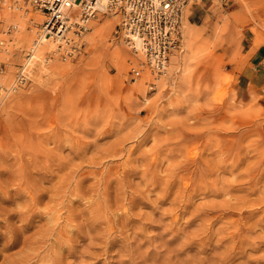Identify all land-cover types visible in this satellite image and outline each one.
<instances>
[{
    "label": "rangeland",
    "instance_id": "374dc122",
    "mask_svg": "<svg viewBox=\"0 0 264 264\" xmlns=\"http://www.w3.org/2000/svg\"><path fill=\"white\" fill-rule=\"evenodd\" d=\"M14 1H0V89L12 80L43 19L22 0V10L15 9ZM120 18L98 12L71 61L44 62L54 46L49 39L32 56L30 84L0 91V264H14L33 248L49 253L59 234L34 240L48 227L69 237L72 252L52 247L62 264H89L93 232L78 237L65 216L122 240L117 229L124 206L153 224L123 228L138 264H264V81L245 67L255 50L264 49V0H200L185 7L182 51L161 73L115 38ZM164 186L170 190L159 198ZM97 201L104 213L95 219ZM181 204L187 207L182 214ZM172 215L175 224L165 230ZM146 230L158 239L148 241ZM23 238L34 243L27 247ZM115 247L97 255L96 264L129 259ZM35 260L25 264L46 263Z\"/></svg>",
    "mask_w": 264,
    "mask_h": 264
},
{
    "label": "built area",
    "instance_id": "2783aa9c",
    "mask_svg": "<svg viewBox=\"0 0 264 264\" xmlns=\"http://www.w3.org/2000/svg\"><path fill=\"white\" fill-rule=\"evenodd\" d=\"M1 1V0H0ZM43 15L40 30L33 43L24 50L13 78L0 89L1 95L26 87L34 70L32 56L41 36L54 46L46 52L44 62L77 57L89 30V23L98 12L119 13L115 38L134 53L142 55L144 65L153 73H161L170 59L182 51L181 16L185 7L200 0H22ZM14 8L22 10L19 0ZM27 8V7H26ZM1 24V20H0ZM3 44V40H0Z\"/></svg>",
    "mask_w": 264,
    "mask_h": 264
},
{
    "label": "bare ground",
    "instance_id": "6f19581e",
    "mask_svg": "<svg viewBox=\"0 0 264 264\" xmlns=\"http://www.w3.org/2000/svg\"><path fill=\"white\" fill-rule=\"evenodd\" d=\"M48 42H49V37H41V39H40V41H39V44H37V46H36V49H35V51H34V53L33 54H35V53H37V54H40L41 52H42V50L45 48V47H47V44H48ZM34 63V62H33ZM32 63V64H33ZM31 64V63H30ZM30 74V73H29ZM51 132V131H50ZM59 135V134H58ZM54 136V135H53ZM58 138H59V136H58ZM249 174V173H248ZM185 188H182V189H180V191H181V194H180V192L178 193V194H180V197H182V198H184V196H185V190H184ZM169 190H170V187L169 186H164L163 188H162V194H161V197H159V198H163V196H165L168 192H169ZM150 191V189H146V192H149ZM132 192V191H131ZM133 192H139L140 194H142L144 191H142V190H134ZM119 193V192H118ZM145 194V193H144ZM148 195V194H147ZM159 196V195H158ZM179 198V197H178ZM94 199V198H93ZM92 199V200H93ZM156 199H158V197H156ZM135 200V198H134V193L132 194V195H129V202H133ZM182 202H183V199H180ZM56 201V200H55ZM160 201H161V199H160ZM179 201V200H178ZM184 201H185V199H184ZM186 202V201H185ZM55 203V202H54ZM53 203V204H54ZM57 203V202H56ZM99 202L97 201V203H96V205H95V207H94V209L92 210L94 213H93V216L95 217V219H97L98 217H99V215H101V213H104V209H103V205L101 204V203H99ZM181 203V202H180ZM93 204H95V202H93ZM102 206H101V205ZM104 204V203H103ZM124 205V204H123ZM55 206H57V205H55ZM92 206V205H91ZM151 206H153V205H151ZM58 207V206H57ZM57 207H56V209H57ZM122 207V206H121ZM154 207V206H153ZM54 209V208H53ZM106 209V208H105ZM151 209L153 210V208L151 207ZM173 209V208H172ZM186 209H187V207L185 206V205H183V204H181V205H179V212L182 214L183 212H185L186 211ZM252 209V208H251ZM55 210V209H54ZM75 210H77V209H75ZM107 211H108V209H106ZM129 211V209H127V207L125 208V206H124V208L121 210V213L118 215L119 217H121L122 218V220H121V223H120V225L118 226V228L119 229H117V230H119V234H121V239L122 240H116L115 238H110V234L108 233V234H100V232L98 231V227H97V225H95V224H93V223H86V224H84L83 226H75L76 224H72V218L70 217V216H68V215H66L65 216V218H64V221H65V223L66 224H71V225H73V229H71L70 227H67L66 229H71V232L72 231H74V232H76L77 233V236L79 237V236H84V234L83 233H85L86 235H87V233H90V232H93V235H91L90 237H86L88 240H89V243H88V245H89V250H91L92 252V254H93V257L95 258L92 262H90L89 264H96L97 263V261H98V258H97V255H104V254H106V256H107V254L108 253H110V251H112V249H113V247H115V245H118V247H120V249L121 248H123V249H121V251L123 252V250H126V252H127V254L129 255V259H125V258H122V259H120L119 261H117V262H119L120 264H138V263H136L135 262V260L133 261V257H131V253H136V251H133L132 252V249L131 248H129V245H127L126 244V242H124V239H127V232L125 233L126 235H123V233L125 232V230L127 229L126 228V226L127 225H133V223L134 222H136V221H140L142 224L141 225H144V226H146V228H148V227H153V224H152V222H150L151 220H149V217L147 216H145L144 217V215H143V218L140 216V217H138V218H136V217H134V216H131L130 215V212H128ZM140 211V210H139ZM252 211V210H251ZM253 212V211H252ZM90 213V212H89ZM88 213V214H89ZM108 213H109V211H108ZM169 213L170 212H168V215H169ZM250 213V212H249ZM147 214H149V213H147ZM149 215H151V214H149ZM171 215V214H170ZM177 215V214H176ZM117 216V215H116ZM47 217H50V215H48ZM109 217V216H108ZM114 217H115V214H114ZM152 217V216H151ZM20 218H21V220L22 221H24L25 223H28L29 222V218L27 217V216H25L24 214H22L21 216H20ZM52 218V217H51ZM55 218H57L58 219V217L56 216ZM89 218H91V217H89ZM171 219H170V222L168 223V224H166L165 226V230H168V231H171V224L175 221V219H176V217H174L173 215L170 217ZM103 219V218H102ZM89 220V219H88ZM92 220V219H91ZM109 220V218H107V220L106 221H108ZM111 220H113V219H111ZM110 220V221H111ZM149 220V221H148ZM153 220V219H152ZM157 220H159V218L157 219ZM262 220H264V219H262ZM52 221V220H51ZM63 221V222H64ZM154 221V220H153ZM261 221V220H260ZM57 222V221H56ZM94 222V221H93ZM99 222V221H98ZM113 222V221H112ZM140 222H139V224H140ZM161 222V221H160ZM177 222V221H176ZM237 222V221H236ZM236 222H235V224H236ZM242 222V221H241ZM253 222H255V221H253ZM154 223V222H153ZM183 223V222H182ZM209 223H210V221H209ZM208 223V224H209ZM233 223H234V221H233ZM262 223H264V222H262ZM107 224V223H106ZM105 224V225H106ZM110 224H111V222H110ZM162 224H163V222H162ZM173 224H175V223H173ZM242 224V223H241ZM259 224V223H258ZM261 224V223H260ZM44 225H46V224H44ZM48 225V224H47ZM58 225V224H57ZM61 225V224H60ZM102 225V224H101ZM100 225V223H99V226H101ZM160 225H161V223H160ZM160 225H159V228H160ZM243 225V224H242ZM256 225V224H255ZM262 225H264V224H262ZM25 226H27V225H25ZM29 226V225H28ZM62 226V225H61ZM106 226H110V225H106ZM105 226V228H107L108 229V227H106ZM148 226V227H147ZM162 226V225H161ZM237 226V225H236ZM261 226V225H260ZM114 227L115 226H113L112 224H111V226L109 227V229L110 230H112V229H114ZM129 227V226H128ZM181 227V226H180ZM208 227V226H207ZM238 227H239V225H238ZM247 227V226H246ZM46 228V227H45ZM101 228H102V226H101ZM123 228H125V230H123ZM182 228V227H181ZM221 228V227H220ZM237 228V227H236ZM240 228V227H239ZM238 228V229H239ZM249 228V227H248ZM57 229V228H56ZM54 227H48V229L47 230H43L42 229V231L41 232H39L40 233V239H39V237H38V239L36 238V237H34V240H36L37 242L38 241H42L43 240V238H44V236L45 235H47L48 233H51V234H53L52 232H54V234L55 235H57V234H59L61 237H62V239L61 240H57V238L55 237V239L53 240V241H51V244H49V242H47L50 246V251H49V253H45V254H43V255H40V253H38V251H37V248H33V250H32V253H28V251L25 253V255H23V256H21V254H20V252L18 253V255L20 254V256L21 257H19L18 259L19 260H17V262H15L14 264H25L26 262L28 263V261L30 260V259H32V258H35L36 260L35 261H43V262H46L47 264H62V262H61V259L62 258H60L59 256H58V253L56 252V251H54L53 249H52V247L53 248H57L58 247V249H59V247H62V246H66V249L68 250V251H71L72 252V245H70V244H68L67 243V240H69V237H67V233L65 232V231H63V230H59V227H58V230H56ZM61 229V228H60ZM68 229V230H69ZM107 229H106V232H107ZM108 229V230H109ZM151 229V228H150ZM173 230H174V227L172 228ZM17 230H20V229H17ZM128 230V229H127ZM136 230H137V228H136ZM140 230V229H139ZM143 230H145V228L143 229ZM205 231H207L206 229H204ZM203 230V231H204ZM67 231V230H66ZM70 231V230H69ZM114 230H112V232H113ZM235 231V230H234ZM19 232V231H18ZM131 232H132V229H131ZM140 232H141V230H140ZM143 232V231H142ZM145 232H147V233H144V234H147V235H145L146 236V238L148 239V241H149V239H151V240H153L154 241V239H152V238H156L155 236L153 237V235L151 234V235H148V231L146 230ZM160 232V231H159ZM215 232V231H214ZM217 232V231H216ZM215 232V233H216ZM227 232V231H226ZM231 232V231H230ZM103 233V232H102ZM111 233V232H110ZM130 233V232H129ZM132 233H134V235H135V232H132ZM132 233L130 234V236L132 235ZM174 233H176V232H174ZM183 233V232H182ZM249 233V232H248ZM72 234V233H71ZM159 234V233H158ZM158 234H157V236H158ZM181 234V233H180ZM207 234H208V232H207ZM222 234V233H221ZM220 234V235H221ZM230 234H232V233H230ZM50 235V234H49ZM155 235V234H154ZM164 235V234H163ZM178 235H179V233H178ZM225 235H226V233H225ZM239 235V234H238ZM70 236V235H69ZM87 236H89V235H87ZM119 236V235H118ZM142 236V235H141ZM173 236V235H172ZM171 236V237H172ZM214 236V235H213ZM245 236V235H244ZM248 236V235H247ZM14 237V239H15V236H13ZM17 237H19V236H17ZM116 237V236H115ZM135 237V236H134ZM207 237V236H206ZM205 236H204V238H206ZM225 237H227V236H225ZM231 237H232V235H231ZM229 238V239H233V240H235L234 238ZM249 237V236H248ZM20 238V237H19ZM18 238V239H19ZM59 238V237H58ZM175 238V237H174ZM176 238H177V236H176ZM183 238V237H182ZM204 238L203 237H200V238H198V242H200V241H203L204 240ZM228 238V237H227ZM238 238H240L239 236H238ZM246 238V237H245ZM17 239V238H16ZM51 239H52V237H51ZM75 239V238H74ZM77 239V238H76ZM135 239V238H134ZM140 239V238H139ZM139 239H138V241H139ZM156 239H158V238H156ZM172 239V238H171ZM223 239V238H222ZM13 240V239H12ZM48 239H47V237L44 239V241L46 242ZM140 240H142V239H140ZM174 240V239H173ZM172 240V241H173ZM197 240V239H196ZM206 240V239H205ZM204 240V241H205ZM18 241V240H17ZM71 241V240H70ZM74 241V240H73ZM77 241V240H76ZM75 241V242H76ZM153 241H152V243H153ZM171 241V240H170ZM8 242V241H7ZM15 242V241H14ZM75 242H72L73 243V245H74V243ZM84 242H86V241H84ZM135 242V241H134ZM145 242V241H144ZM169 242V241H168ZM167 242V243H168ZM222 242V241H221ZM239 242V241H238ZM247 242V241H246ZM245 242V243H246ZM17 243V242H16ZM23 243L24 244H26L27 245V247H30L34 242L32 241V240H30L29 238L26 240V238H23ZM142 243V242H141ZM147 243V242H146ZM151 243V242H150ZM165 243V242H164ZM164 243L162 244V242H161V244L164 246ZM166 243V244H167ZM201 243V242H200ZM248 243H249V241H248ZM42 244V243H41ZM166 244H165V246L164 247H166ZM169 244V243H168ZM173 244V243H172ZM182 244V243H181ZM202 244V243H201ZM230 244V243H229ZM9 245V244H8ZM47 245V244H46ZM141 245V244H140ZM144 245H148V244H144ZM152 245V244H151ZM234 245V244H233ZM236 245V244H235ZM242 245V244H241ZM245 245H247V243L245 244ZM77 246V245H76ZM133 246V245H132ZM153 246V245H152ZM174 246H178V245H174ZM33 247V246H32ZM48 247V248H49ZM135 247H137V246H135ZM171 247V246H170ZM180 247H181V245H180ZM183 247V246H182ZM236 247V246H235ZM6 248H7V246H6ZM44 248V247H43ZM116 248V247H115ZM114 248V249H115ZM173 248V247H172ZM135 249V248H134ZM137 249V248H136ZM179 249H181V248H179ZM235 249V248H234ZM63 250V249H62ZM64 250H65V248H64ZM138 250V249H137ZM164 250H166V251H168L167 249H164ZM169 250L171 251V250H174V249H170L169 248ZM232 250V249H231ZM61 251V250H60ZM94 251H96V252H94ZM139 251V250H138ZM137 251V252H138ZM46 252V251H45ZM59 252V251H58ZM70 252V253H71ZM75 251H73V253H74ZM79 252V251H78ZM87 252V251H86ZM85 252V253H86ZM118 252V251H117ZM144 252V251H143ZM148 252H149V250H148ZM156 252V251H155ZM160 252H162V251H160ZM175 252H177V251H175ZM182 252H183V250H182ZM23 253V252H22ZM69 253V252H68ZM67 253V254H68ZM113 253V252H112ZM119 253V252H118ZM164 252H162V254H163ZM184 253V252H183ZM67 254H64V255H67ZM88 254V253H87ZM91 254V255H92ZM124 254V253H123ZM142 254V253H141ZM161 254V253H160ZM165 254V253H164ZM175 254V253H174ZM173 254V255H174ZM180 254V253H179ZM223 254V253H222ZM229 254V253H228ZM231 254V253H230ZM229 254V255H230ZM69 255V254H68ZM67 255V256H68ZM78 255V254H77ZM83 255H84V253H83ZM125 255V254H124ZM137 255V254H136ZM136 255H134V259L135 258H137V257H135ZM140 255V254H139ZM139 255H138V258H140L139 257ZM85 256V255H84ZM116 256V255H115ZM148 256V255H147ZM161 256V255H160ZM163 256V255H162ZM161 256V257H162ZM180 255H178V257H179ZM219 256H222V255H219ZM6 257V256H5ZM65 257V256H64ZM77 257H79V255L77 256ZM81 257V256H80ZM110 257V256H109ZM125 257V256H124ZM149 257V256H148ZM173 258H174V256H172ZM228 257V256H227ZM82 258V257H81ZM97 258V259H96ZM118 258H119V256H118ZM143 258V257H142ZM142 258H140L141 260H142ZM152 258V257H151ZM220 258V257H219ZM222 258V257H221ZM8 259V258H7ZM102 259V258H101ZM131 259V260H130ZM153 259V258H152ZM161 259V258H160ZM63 260V259H62ZM82 260V259H81ZM112 261H113V259H111ZM115 260V259H114ZM117 260V259H116ZM137 260H139V259H137ZM140 260V261H141ZM143 260H145V258H143ZM142 260V261H143ZM150 260V259H149ZM172 260V259H171ZM175 260H177V259H175ZM220 260V263H221V259H219ZM218 260V261H219ZM34 261V260H33ZM151 261V260H150ZM157 261H159V260H157ZM163 261H164V259H163ZM180 260H178V262H179ZM67 262H69V261H67ZM144 262V261H143ZM153 262V261H152ZM152 262L150 263V264H152ZM173 262H174V259H173ZM31 264H32V262H30ZM29 263V264H30ZM34 263V262H33ZM45 263V264H46ZM66 263V262H65ZM113 263H116V262H114L113 261ZM118 263V264H119ZM145 264H146V262H144ZM144 263H142V264H144ZM148 263V262H147ZM156 263V262H155ZM180 263V262H179ZM182 263V262H181ZM186 263V262H185ZM44 264V263H43ZM109 264V263H108ZM140 264H141V262H140ZM154 264V263H153ZM156 264H158V263H156ZM183 264H184V262H183Z\"/></svg>",
    "mask_w": 264,
    "mask_h": 264
},
{
    "label": "crops",
    "instance_id": "0c3cea01",
    "mask_svg": "<svg viewBox=\"0 0 264 264\" xmlns=\"http://www.w3.org/2000/svg\"><path fill=\"white\" fill-rule=\"evenodd\" d=\"M245 67L249 70L247 73H251L252 77L258 79V81H264V49L255 50L246 61Z\"/></svg>",
    "mask_w": 264,
    "mask_h": 264
}]
</instances>
